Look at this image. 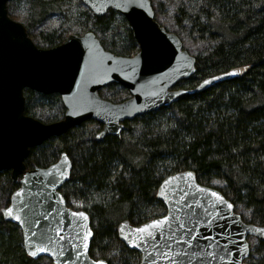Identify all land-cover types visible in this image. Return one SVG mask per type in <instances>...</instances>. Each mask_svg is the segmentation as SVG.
Masks as SVG:
<instances>
[{"label": "trees", "instance_id": "trees-1", "mask_svg": "<svg viewBox=\"0 0 264 264\" xmlns=\"http://www.w3.org/2000/svg\"><path fill=\"white\" fill-rule=\"evenodd\" d=\"M151 1V0H150ZM172 2L168 15L166 2ZM21 2H23L21 4ZM20 4V5H19ZM155 20L167 17L183 49L195 58V72L176 84L199 81L238 66L244 76L187 96L157 112L124 123L120 137L96 140L99 123L87 121L31 148L25 166L47 167L61 153L71 161L60 189L66 205L84 210L93 231L89 256L107 264H138L139 253L117 238V224H140L162 216L156 199L162 179L192 171L199 184L218 190L246 223L264 226V0H165L153 5ZM8 16L21 23L37 47L51 48L69 35L92 32L103 48L132 56L138 45L125 19L112 10L93 15L80 0H11ZM185 43L196 46L193 51ZM24 114L42 123L63 118L59 95L24 89ZM114 103L128 91L110 84L99 91ZM218 181L219 183H214ZM19 186L0 172V210ZM24 251L20 229L0 213V264H48ZM249 264H264V242L250 245Z\"/></svg>", "mask_w": 264, "mask_h": 264}, {"label": "water", "instance_id": "water-1", "mask_svg": "<svg viewBox=\"0 0 264 264\" xmlns=\"http://www.w3.org/2000/svg\"><path fill=\"white\" fill-rule=\"evenodd\" d=\"M9 1L0 0V172L9 171L19 186L10 195L8 205L0 210L2 219L20 229L24 251L33 260L45 258L48 264H107L89 256L93 231L88 214L68 207L60 192L69 180L70 159L61 153L47 167L27 169L29 150L87 121L101 126L96 140L109 135L119 138L124 123L240 78L253 65L206 77L191 89L177 88L178 82L194 74L195 58L183 49L173 32L155 20L150 0H80L95 16L112 10L125 19L138 45L132 56L105 50L92 32L71 34L51 48L37 47L25 27L8 16ZM110 84L124 87L129 98L118 103L101 98L99 91ZM24 89L59 95L63 118L42 123L26 116ZM189 172L191 177L186 175ZM166 180L170 183L165 184ZM200 188L207 191H198ZM211 192L219 193L224 202H217ZM155 196L165 208L162 216L137 225L127 220L117 224L118 240L139 253L138 264H152L153 260L155 264H249L250 239L264 242V235L253 231L264 226L244 222L229 200L218 190L199 184L192 171L165 176ZM24 204L28 207L24 208ZM8 207L20 216L19 221L4 215ZM76 212H83L87 219L72 215ZM163 217L168 221L161 229L153 230L154 239H137L141 234L135 229ZM58 229L65 239H59ZM89 230L92 235L85 248L84 236ZM37 246L47 247L48 251L31 255Z\"/></svg>", "mask_w": 264, "mask_h": 264}, {"label": "snow or ice", "instance_id": "snow-or-ice-1", "mask_svg": "<svg viewBox=\"0 0 264 264\" xmlns=\"http://www.w3.org/2000/svg\"><path fill=\"white\" fill-rule=\"evenodd\" d=\"M205 83L207 84L208 81H205ZM62 175H64V173H62ZM186 175L188 177H191L192 176V173L189 172ZM50 182L51 183H55V181H50ZM169 183H170V181H168V180L165 181V184H169ZM214 183H219V182L216 181ZM198 191L206 192L207 190L206 189H203V188H200V189H198ZM160 194L163 195V190L161 191ZM16 195L19 196L20 193H17ZM210 195L212 197H216L217 198V202H219V203H223L224 202L223 197L220 196L219 193H217V192H211ZM23 207L24 208H27L28 205L27 204H24ZM227 207L229 209H231L232 208V205L231 204H228ZM4 215L7 216V217H13L14 219H16L18 221L20 220V216L19 215H14V209L12 207L6 208L4 210ZM72 215L77 216V217H81V218H83L85 220L87 219V216H85V214L83 212H76V213H73ZM45 219H47V217H45ZM167 221H168V217H163V219L153 220L150 224H145L143 227L135 229V232L141 234V236H138L137 239L140 240V241H142V238H143V240H146L148 238L154 239L155 237L153 236V230H155V229H161L165 225V223ZM36 224H39V220L36 221ZM181 227H183V225H181ZM123 231H124V226L121 227V232H123ZM253 231L259 232L261 235H264V229H253ZM91 235H92V233L89 230V231L86 232V234L84 236V241H85V245L84 246H85V248H87V243H86L87 242V239ZM32 236L35 237L36 236V233L33 232L32 233ZM57 236L61 240L65 239L64 236H62V235L59 234V229L57 230ZM42 237L45 238V239H48L49 243L52 242L51 241V238L44 236V234H42ZM125 239H128V237L126 236ZM40 243L41 244L43 243V239L40 241ZM136 246H138V245H136ZM47 251H48L47 247L37 246L35 248V250H33L30 254L33 255V256H35V255H37V252H47ZM95 264H103V261H97V262H95ZM152 264H155V261L154 260L152 261ZM174 264H175V262H174Z\"/></svg>", "mask_w": 264, "mask_h": 264}, {"label": "rangeland", "instance_id": "rangeland-1", "mask_svg": "<svg viewBox=\"0 0 264 264\" xmlns=\"http://www.w3.org/2000/svg\"><path fill=\"white\" fill-rule=\"evenodd\" d=\"M158 1H160V0H151V3H153V5H155V3L158 2ZM161 1H165V0H161ZM22 3L23 2H21V4ZM166 4H167L166 7H167V10H168V15L169 14H172V11H173V9H172V2L169 3L167 1ZM160 17H161V18H159L160 22L169 30V32L173 31L174 30L173 29V26L168 21L167 17H164V16H160ZM183 45H184V48L187 49V50H189V51H193L196 48V46L193 45V44H191V43H185ZM73 207H74V209H77L79 207V205L77 203H75V205ZM255 242H257L255 239H253V238L250 239V244L251 245H253Z\"/></svg>", "mask_w": 264, "mask_h": 264}]
</instances>
